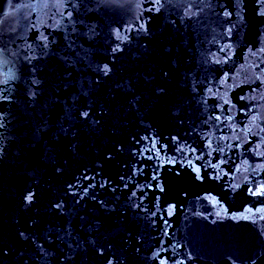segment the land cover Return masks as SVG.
Here are the masks:
<instances>
[{
  "label": "water",
  "instance_id": "1",
  "mask_svg": "<svg viewBox=\"0 0 264 264\" xmlns=\"http://www.w3.org/2000/svg\"><path fill=\"white\" fill-rule=\"evenodd\" d=\"M0 264H264V0H0Z\"/></svg>",
  "mask_w": 264,
  "mask_h": 264
}]
</instances>
